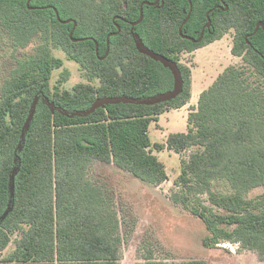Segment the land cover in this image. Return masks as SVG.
Returning <instances> with one entry per match:
<instances>
[{"label": "trees", "instance_id": "1", "mask_svg": "<svg viewBox=\"0 0 264 264\" xmlns=\"http://www.w3.org/2000/svg\"><path fill=\"white\" fill-rule=\"evenodd\" d=\"M190 1L182 34L195 41L206 13L215 9L199 43L178 33L188 0L144 5L135 27L130 23L139 20L141 5L156 0H0V25L13 43L25 46L36 37L41 43L29 74L0 86V264H118L123 238L111 192L91 181L88 171L95 162L108 163L159 186L168 176L153 150L188 152L180 159L174 181L180 192L172 200L202 222L209 233L203 246L238 244L264 262V193L246 198L264 187V30L253 34L258 23L264 25V0ZM222 2L225 11L217 8ZM47 7L70 22L60 23ZM231 30V55L241 65L228 66L201 92L185 133L151 144L150 124L191 98V70L180 63V54ZM133 35L148 52L174 64L180 93L154 104L96 106L174 92L172 70L139 52ZM47 44L75 62L88 84L50 94L54 59ZM217 182L229 193L214 190ZM144 264L209 263L149 256Z\"/></svg>", "mask_w": 264, "mask_h": 264}, {"label": "rangeland", "instance_id": "2", "mask_svg": "<svg viewBox=\"0 0 264 264\" xmlns=\"http://www.w3.org/2000/svg\"><path fill=\"white\" fill-rule=\"evenodd\" d=\"M233 37L234 32L231 30L220 40L191 53L180 54V63L191 70L190 105L193 106L189 110L196 106L201 92L228 66L241 65V60L231 55ZM40 44V38L36 37L31 44L15 45L8 31L0 25V86L11 78H24L29 74L27 70L31 67ZM137 46L140 48V43L137 42ZM46 47L54 59L49 80L50 94L70 93L79 86L88 84L75 62L52 44H47ZM33 80L31 78V84ZM189 110L183 108L165 112L159 116L157 123H151L148 130L151 144L164 143L169 134L185 133ZM153 154L163 164L168 176V180L159 186L142 183L108 163L95 162L88 171L91 181L99 182L111 192L112 203L120 222L119 232L123 238L118 264H144L145 258L149 256L176 263L203 260L209 264H264L255 253L242 249L238 244L221 243L205 248L202 241L209 233L202 222L172 200L173 195L180 192L174 185L180 173V159L186 157L188 152L178 155L167 150H153ZM214 190L222 194L229 193L228 187L222 182L215 183ZM263 193L264 187H258L249 192L246 198H255ZM12 250L11 244L3 252V256Z\"/></svg>", "mask_w": 264, "mask_h": 264}, {"label": "water", "instance_id": "3", "mask_svg": "<svg viewBox=\"0 0 264 264\" xmlns=\"http://www.w3.org/2000/svg\"><path fill=\"white\" fill-rule=\"evenodd\" d=\"M30 1H31V0H28L27 4H29ZM159 2H160V0H156V2H155L154 4H149V3H147V2L143 3V4L141 5V7H140V16H139V20H138L137 22H135V23H130L131 27H135L136 25H138L139 23H141V21L143 20V6H144V5H146V6L157 5ZM188 2H189V12L187 13L186 18L184 19V21L181 23V25H180V27H179V29H178V33H179L180 37L183 38V39H187V40H189V41H192L193 43H199V42L202 40V38H203L204 30H205L206 28H208L209 25H210V17H209V16H210V14H211L215 9H212V10H210V11H208V12L206 13L207 23H206V25L202 28L199 39L195 41V40H192L191 38L185 37V36L182 34V27L185 25V23H186L187 20L189 19L190 12H191V1L188 0ZM222 5H223L222 8H220V6L217 7V8H219V9H223V10L225 11V10L227 9V6H226L223 2H222ZM47 8L53 10L56 19H57L60 23H62V24H66V23H69V22H70V21H64V22L61 21L60 18H59L58 12H57V10H56L55 8H53V7H47ZM74 27H75V24H74ZM74 27H73V28H74ZM259 28H261V29L264 30V25H263L262 23H258V24L256 25V27H255V30H254L253 34H255V33L258 31ZM72 32H73V30H72L71 33H70V37L72 36ZM118 32H119V29L117 30L116 33H113V34L116 35V34H118ZM113 34H110V35L108 36V38H107V53H108V39H109V37H110L111 35H113ZM133 37H134V39H135L136 47H137V49H138L139 52H141V53H143V54H145V55H147V56H150L152 59H154V60H156V61H159V62L165 64V65L168 66L170 69H171L170 66L173 67V69H174V71H175V72L172 71V72H173V75H174V77H175V89H174V92H173V93H168V94H165V95H161V96H158V97H156V98L147 99V100H144V101H133V100L125 99V98H118V99H114V100H102V101H99V102L96 104V106H100V105L108 104V103H120V102H123V103H136V104H154V103H159V102H164V101H167V100H171V99H173L176 95H178V94L180 93V89H181V81H180V78H179V72H178V70L176 69V67L174 66V64H172V63H170V62L164 60L163 58H161V57H159V56H156V55H154V54L148 52V51H147L145 48H143L142 46L139 48V47L137 46V42L140 43L139 40H138V38H137L135 35H133ZM82 40H84V39H82ZM73 41H77V40H73ZM140 45H141V44H140ZM95 48H96V52H97V44H95ZM171 70H172V69H171ZM176 81H178V88H176Z\"/></svg>", "mask_w": 264, "mask_h": 264}, {"label": "crops", "instance_id": "4", "mask_svg": "<svg viewBox=\"0 0 264 264\" xmlns=\"http://www.w3.org/2000/svg\"><path fill=\"white\" fill-rule=\"evenodd\" d=\"M215 42V41H214ZM213 43V42H212ZM211 44V43H210ZM209 45V44H208ZM206 46V45H205ZM204 47V46H203ZM191 98H192V81H191ZM191 98H190V100H189V102L184 106V107H182L181 109H183V108H188V110H189V108L190 107H192L193 105H190V101H191ZM198 100V99H197ZM189 112H190V110H189ZM167 138V137H166ZM166 140V139H165ZM168 151V150H167ZM171 152V151H170Z\"/></svg>", "mask_w": 264, "mask_h": 264}, {"label": "flooded vegetation", "instance_id": "5", "mask_svg": "<svg viewBox=\"0 0 264 264\" xmlns=\"http://www.w3.org/2000/svg\"><path fill=\"white\" fill-rule=\"evenodd\" d=\"M204 36V35H203Z\"/></svg>", "mask_w": 264, "mask_h": 264}]
</instances>
